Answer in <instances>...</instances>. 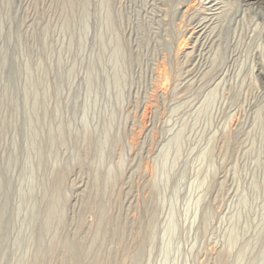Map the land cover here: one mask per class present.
Returning <instances> with one entry per match:
<instances>
[{"label": "rangeland", "instance_id": "obj_1", "mask_svg": "<svg viewBox=\"0 0 264 264\" xmlns=\"http://www.w3.org/2000/svg\"><path fill=\"white\" fill-rule=\"evenodd\" d=\"M253 1L0 0V264H264Z\"/></svg>", "mask_w": 264, "mask_h": 264}, {"label": "bare ground", "instance_id": "obj_2", "mask_svg": "<svg viewBox=\"0 0 264 264\" xmlns=\"http://www.w3.org/2000/svg\"><path fill=\"white\" fill-rule=\"evenodd\" d=\"M251 1H253V0H251ZM192 6L196 7V4L193 3ZM201 7H202V10H204V13H203L204 16L199 14V13H197V15H196V19H201V21H202L199 24V29H198L199 32L205 30V28L208 24L207 22L209 21L208 19H213L214 15H218L221 13V11L223 10V7H224V0H206V2H204ZM250 7L254 11H256L257 14L264 15V5L263 6H262V4L259 6L251 5ZM189 9H190V6H187V8L185 9V12ZM52 210H53V207H52V204H50V211H52ZM220 264H223V262H220Z\"/></svg>", "mask_w": 264, "mask_h": 264}]
</instances>
